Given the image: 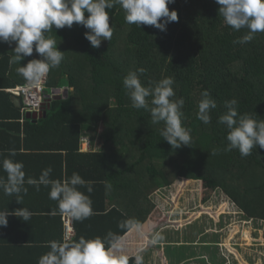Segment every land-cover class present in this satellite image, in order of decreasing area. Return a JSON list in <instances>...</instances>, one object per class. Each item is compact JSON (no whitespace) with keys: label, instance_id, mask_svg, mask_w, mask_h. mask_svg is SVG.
I'll list each match as a JSON object with an SVG mask.
<instances>
[{"label":"trees","instance_id":"16d2710c","mask_svg":"<svg viewBox=\"0 0 264 264\" xmlns=\"http://www.w3.org/2000/svg\"><path fill=\"white\" fill-rule=\"evenodd\" d=\"M167 7L176 11L178 20L163 32L127 24L119 5L106 9L113 35L99 48L84 38L87 29L82 25L53 26L47 35L56 40L64 58L48 73L46 92L71 90L65 98L52 99L46 116L36 121L23 118L10 99L5 102L9 105L0 100V111H8L0 112V126L22 129L48 150L63 153L64 175L76 172L94 181L90 198L102 202L101 210H95L106 213L117 236L127 232L118 228L129 219L125 209L131 207L143 219L138 221H144L158 212L151 194L184 180L214 184L243 219L263 223L264 237V149L257 146L247 157L235 149L225 151L227 130L217 123L225 111L224 101L231 99L238 101V113L264 119V32L256 33L251 42L233 43L247 30L226 26L215 0H174ZM13 47L0 43V95L25 84L16 72L19 65L9 63ZM32 59H40L35 51L21 65ZM138 68L145 69L140 75L145 86L174 78L173 99H184L182 124L190 132V146L173 149L160 136L163 125H154L149 112L131 106L122 81ZM203 90L217 103L207 125L196 116ZM97 127L99 148L79 152L82 129H90L94 140ZM107 207L111 208L105 212Z\"/></svg>","mask_w":264,"mask_h":264},{"label":"clouds","instance_id":"9594fccd","mask_svg":"<svg viewBox=\"0 0 264 264\" xmlns=\"http://www.w3.org/2000/svg\"><path fill=\"white\" fill-rule=\"evenodd\" d=\"M173 2L174 0H0V43L10 46L14 44L9 63L19 65L16 72L24 79L26 88H36L45 82L51 69L60 66L64 58L63 53L57 49L56 40L47 35L53 32V26L55 29H62L71 28L74 23L82 25L87 29L83 34L84 38L92 48H99L102 41L111 40L113 35L106 9L111 10L119 5L124 11L127 24L138 28L141 25L152 26L163 32L168 23L178 20L176 11H170L167 7ZM215 3L219 5L218 13L226 26L237 32L247 30L233 43L251 42L256 33L264 32V0H215ZM34 51L40 59H32L22 66L21 61L32 56ZM144 72V68L130 70L123 78V87L131 106L149 112L154 125H163L159 129L160 136L173 149L190 146V132L182 124L184 99H173L176 95L173 89L174 78L164 77L158 81H150L145 86L140 79ZM237 105L236 99L224 101L225 111L219 115L217 123L227 130L228 144L224 150L235 149L241 157H247L257 146L264 149V119H256L248 113H238ZM216 108L217 103L210 92L201 91L197 119L209 124L210 112ZM15 155V150L11 149L6 157L0 153V170L5 173L0 176V191L5 195L14 196L20 204L23 198L21 193L26 195L28 192L26 184L34 186L37 191L43 185L50 189L49 199L57 202V208L51 215L60 214L81 222L94 215L90 195L79 190L84 187L91 194L94 181H86L76 172L71 176L65 173L62 179H51V167L43 169L38 178L26 179L24 164L13 160ZM106 187L111 188V185L106 184ZM10 215L27 222L33 213L23 207L11 212L6 208L0 210V227H7V217ZM118 227L135 231L138 236L147 239L149 244H155L164 238L159 232H152L149 238L144 225L133 218L121 221ZM45 246L49 251L38 258L37 264H129L130 260L133 264H144V249H138L134 257L127 255L124 252L123 237L111 231L103 238H65L48 241Z\"/></svg>","mask_w":264,"mask_h":264},{"label":"crops","instance_id":"0c3cea01","mask_svg":"<svg viewBox=\"0 0 264 264\" xmlns=\"http://www.w3.org/2000/svg\"><path fill=\"white\" fill-rule=\"evenodd\" d=\"M53 89H60L61 94L64 91L68 92L71 90L66 87ZM8 99L16 106L14 103L15 97L9 94V92L5 95H0V100L3 101L2 104L9 105L5 103ZM20 106L21 101L19 100V106L16 107ZM0 112L8 113L6 109ZM99 145L100 140L91 139L90 129H82L79 152L86 153L90 152V150H97ZM10 149L16 152V155L12 159L24 164L26 179L28 177L38 178L41 171L48 167H51L53 170L51 179H62L64 177L63 153L48 150L46 144L41 140L26 137L22 129L18 132L8 125L0 126V153H3V156L6 157ZM4 175L5 173L0 170V176ZM25 187H27L28 192L26 195L21 193L23 198L20 204L17 203L14 196H7L3 191H0V210L6 208L11 212L23 207L33 213L31 219L27 222L10 215L7 217V227H0V264H37L38 258L43 253L49 251L45 246L48 241H59L64 238L63 216L60 214L51 215V212L57 208V202L49 199L48 193L50 189L43 185L40 186L39 191L34 186L26 184ZM83 189L85 188H79L86 195H90ZM91 199L94 215L82 222L73 220V239H78L80 236H84L85 238L99 236L103 238L109 231L116 234L117 228L111 225L110 219L105 215L106 213H100V211L95 210V208L101 210L102 202L93 198ZM154 203L158 212H152L144 221L139 222L144 225V231L146 234H149V238L152 232H159L163 235V240L155 244H149L147 239L141 238L135 231H127L121 236L125 242L124 252L127 255L134 257L137 250L143 248L144 264H220L221 259H219L220 251L218 247L222 241L218 239V235L213 236L214 232L211 235L203 227L205 223L208 225V222L197 224L195 223V219L190 220L187 217L189 213L185 210L181 211L173 208L171 209L172 212H170L168 211L169 209L161 205L159 206L155 201ZM110 208L107 207L105 212ZM234 209L226 210L224 214H219L218 229L223 230L236 222L237 218L234 214H237L238 210L236 207ZM123 214L137 221L143 220L138 212L135 210L132 212L131 207L125 209ZM238 220H241L239 222H248V220L240 217H238ZM191 227H197L200 230L197 232ZM249 227L247 229L250 230H245L242 235L245 234L248 237L249 233L253 232V229ZM237 230L238 232L231 230L227 234V236L233 237L232 242L235 241L234 239L240 237L239 228ZM206 235H208L207 238L205 237ZM176 247L187 248L188 251H191V255H187V252L177 254L176 250L179 248ZM240 254V252H237L228 264H248L244 260L246 257ZM129 264H133L132 260L129 261Z\"/></svg>","mask_w":264,"mask_h":264},{"label":"rangeland","instance_id":"374dc122","mask_svg":"<svg viewBox=\"0 0 264 264\" xmlns=\"http://www.w3.org/2000/svg\"><path fill=\"white\" fill-rule=\"evenodd\" d=\"M99 132L100 127L93 129L92 134L94 135V140H99ZM151 198L159 206L161 205L169 209L168 211L170 212H172L171 209L173 208L187 211L189 213L187 217L190 220L195 219V223L197 224L208 222L209 224L207 225L205 223L203 227H205L211 235L214 232L213 236L218 235V239L223 242H221L218 247L220 251L219 259H221L220 264H228L237 252H240L241 256L246 257L244 260L248 264L264 263L263 223L256 220H248L247 223L239 222L241 220H238V217L244 218V216L238 211L237 214H234L237 218L234 224L223 230L218 229L219 214H224L226 210L235 209L232 203L229 202L226 196L223 195L214 184L200 181L176 180L171 187L162 189L157 194H151ZM249 226L253 229V232H250L248 237L245 234L242 235L245 230H250L247 229ZM191 228H194L197 232L200 230L197 227ZM237 228H239L240 237L234 239L235 241H233V244V237L227 236V234H229L231 230L238 232ZM205 237L207 238L208 236ZM176 248H179L176 250L177 254L187 252V255H191V251H188L187 248Z\"/></svg>","mask_w":264,"mask_h":264},{"label":"built area","instance_id":"2783aa9c","mask_svg":"<svg viewBox=\"0 0 264 264\" xmlns=\"http://www.w3.org/2000/svg\"><path fill=\"white\" fill-rule=\"evenodd\" d=\"M46 83L45 82L36 88H26L25 84L17 85L13 88L7 90L9 94L14 96L15 98L20 99L21 106L20 111L21 115L24 118L27 114H40L42 112L43 106L48 100H52V98L58 94H61L57 89H51L49 92H46ZM23 121V120H21ZM63 221V236L65 238L74 237V228H73V220L67 217H62Z\"/></svg>","mask_w":264,"mask_h":264},{"label":"water","instance_id":"95a60500","mask_svg":"<svg viewBox=\"0 0 264 264\" xmlns=\"http://www.w3.org/2000/svg\"><path fill=\"white\" fill-rule=\"evenodd\" d=\"M68 92L67 91H64L62 94H58L56 96H54L52 99H60V98H65L67 96ZM15 105L16 106H19V99L18 98H15V101H14ZM50 108V100H48V102H46L43 106V109H42V112L40 114H27L26 115V118L27 119H33V120H38L40 118H44L46 116V112L49 110Z\"/></svg>","mask_w":264,"mask_h":264}]
</instances>
